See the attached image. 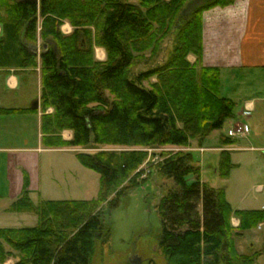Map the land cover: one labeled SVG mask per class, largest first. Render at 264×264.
Wrapping results in <instances>:
<instances>
[{"label":"trees","instance_id":"trees-1","mask_svg":"<svg viewBox=\"0 0 264 264\" xmlns=\"http://www.w3.org/2000/svg\"><path fill=\"white\" fill-rule=\"evenodd\" d=\"M234 1L0 0V23L13 24L22 64L39 65L44 147H123L75 153L99 175L97 196L90 200L34 203L24 173L21 193L7 209L34 213L38 223L0 227V264L13 256L14 264H94V256L101 262L110 238L104 214L144 180L138 170L148 156L143 148L200 147L234 116L236 101L220 95L219 68L201 64L202 12ZM64 21L72 26L67 34L60 30ZM170 36L173 49L162 63L133 70L134 62L145 52L157 53ZM37 38L44 44L39 61L30 49ZM95 47L104 48V61L96 59ZM151 76L156 82L145 86ZM26 111L36 109L0 107V114ZM64 130L72 132L69 140L63 139ZM219 141L235 140L222 135ZM162 156L155 172L175 183L158 205L165 264H256L264 251V209H233L224 189L200 181L191 152ZM219 159L218 173L225 178L235 164L226 150ZM259 226L262 248L240 252L236 239Z\"/></svg>","mask_w":264,"mask_h":264},{"label":"rangeland","instance_id":"rangeland-1","mask_svg":"<svg viewBox=\"0 0 264 264\" xmlns=\"http://www.w3.org/2000/svg\"><path fill=\"white\" fill-rule=\"evenodd\" d=\"M39 23L40 20H38V26ZM172 42L173 38L170 36L162 43V47L157 53L151 54L150 52H145V58H143L141 62H139V60L134 62L132 67L133 70L138 72L139 70H145L149 67L153 68L155 65L162 63L173 49ZM36 46L40 50L41 41L39 38H37ZM38 52L36 56H38ZM190 56L193 55L189 54L187 58ZM105 58L106 53L104 50V57L102 56L103 60L100 61H104ZM37 61H39V58ZM194 61L195 59L190 62L193 63ZM201 64L203 65L202 60ZM24 75L27 77V80H24L25 76L19 74L20 86L17 95L20 96L23 94L25 96L24 105H29L30 100L28 97L30 95H35L37 90V78L34 74ZM156 80L157 78L155 76H151L144 82V85L148 86L150 83L156 82ZM235 108L234 116L227 119L220 129H227L229 123L231 124L229 128L235 127L237 124H242V122L232 121L235 117V111L239 109V103L236 104ZM20 117L23 118L22 125L24 126L26 134L29 136L30 143H32L33 146L39 145V130L36 126L34 117L32 119H26V117L23 116ZM14 123L18 125V121ZM25 125H27V127H25ZM229 128L226 130L225 134H223L220 129L212 131L204 139L200 147L188 144L185 146L161 145L143 148L147 150L148 156L138 170H142V175L139 177V180H144L141 181L138 187L122 196L119 205L115 209L105 212L104 223L110 229V238L104 246L102 261H98L97 256H94V264H148L151 260L155 264H165L164 257L159 251L162 224L158 205L161 198L166 195L170 189L175 187V183L171 178L158 176L155 172V165L163 158L162 153L168 155L176 151L191 152L194 160L200 167V180L209 186L224 189L226 198L233 209H251L249 207L257 205L253 198L260 195V190L258 191L256 189L259 180L255 176L247 175V171L250 170L254 172V168L250 167L249 164H247V166L245 160L248 157L252 158L255 153L259 154V152L251 151L250 149L249 151L232 150L231 162L235 164V167L229 171L227 177L223 178L218 173L220 160L219 152L216 150H207V147L215 146L217 144V138H219L218 136L226 135ZM219 132H221L220 135H218ZM234 140V143L228 144L229 146L225 148L240 149L243 137H236ZM236 140L238 141L237 143ZM36 141H38V144ZM41 145L44 147L42 143ZM201 147L207 149L204 150ZM45 148L37 151L40 177L34 175V191L32 192L34 203L38 201L39 197L37 195L39 194L41 186L45 185L50 187V190L53 192L49 194L42 191L40 193L42 196L41 198L52 197L56 199L79 200L96 198L99 186V175L80 164L75 157V153L81 151L93 153L97 150H121L123 147L112 145L86 149L73 147L74 151L66 147ZM225 148L223 147L222 149L228 150ZM199 150L204 151L200 152ZM242 162H245L243 166ZM0 163L3 165L4 161L2 162V160H0ZM2 167L3 166L0 168V174ZM215 168L217 171H215ZM245 172L246 178L242 179V175ZM1 190L3 191V187H0V191ZM242 196H245L243 202ZM249 199H253L254 202L252 204H250V202L248 203ZM7 203L8 202L5 201H1L0 203V227L34 226L38 223L37 215L34 213L11 212L8 209L6 210L7 206L5 205H7ZM105 205L104 203L103 206ZM232 225L237 226V221H233ZM235 242L240 252L250 253L254 250H259L262 248L263 232L259 229L246 231L244 236L237 238ZM132 257H137V262L131 261ZM256 264H264V251L258 257Z\"/></svg>","mask_w":264,"mask_h":264},{"label":"crops","instance_id":"crops-1","mask_svg":"<svg viewBox=\"0 0 264 264\" xmlns=\"http://www.w3.org/2000/svg\"><path fill=\"white\" fill-rule=\"evenodd\" d=\"M60 30L62 33L67 34L72 31V26L64 21L60 26ZM202 45L203 65L219 68L220 94L236 101V104L239 103V109L235 111V117L232 121L242 122L246 125L248 134L243 136L240 149L225 148L229 145L221 144L219 138H217L215 146L207 147L208 149L201 148L216 150L220 154L221 151H224L222 149L224 147L228 149L226 151L229 152L230 157L232 150L249 151L250 149L259 152V154L255 153L252 158L248 157L245 160L246 165L249 164L250 167L254 168V172L249 170L247 175L255 176L259 180L256 189L260 190V195L253 198L257 205L249 208L264 209V0H235L228 6H216L205 10L202 14ZM36 48L38 47L30 45L32 52ZM40 49H44V44H41ZM94 55L98 60H103L104 49L95 47ZM188 58L190 61L195 59L193 56ZM23 59L24 57L19 51L18 42L14 35L13 24L0 23V107L30 108L34 110L31 105L34 100H38L36 111L0 114V160L4 161L3 165L0 163V168L3 166L0 174V187H3V191H0V203L1 201L8 202L5 205L7 206L6 210L21 193L24 173L28 175L29 196L34 202L32 199L34 175L40 177L37 151L45 148L40 143L42 134L40 131L41 77L39 66L23 65ZM19 74L23 76H25L24 74H34L37 78V90L35 95L28 97L31 102V104L29 102V105H24L25 96L23 94L17 95L20 86ZM24 80H27L26 76ZM52 110L50 107L47 112H52ZM20 116L26 117V119L34 117L39 130V145L33 146L30 143L29 136L22 125L23 118ZM15 121H18V125L14 123ZM230 126L229 123L227 129ZM227 129L222 128L220 130L225 134ZM61 135L64 140H69L72 132L64 130ZM36 143L38 144V141ZM66 148L74 151L73 147ZM244 163L242 162V166ZM215 171H217L216 168ZM245 178L246 172L242 175V179ZM188 181H193V177L189 176ZM50 189L46 185L41 186L37 195L39 197L37 202L41 200H60L52 197L41 198L40 193L44 191V193L51 194L53 191ZM244 197L242 196V202ZM253 199H249L248 203L252 204ZM233 221L238 223V219L235 217L232 218ZM257 229L261 230L260 226ZM137 259V257H132L131 261L137 262ZM16 260L15 257H9L2 264H14Z\"/></svg>","mask_w":264,"mask_h":264},{"label":"built area","instance_id":"built-area-1","mask_svg":"<svg viewBox=\"0 0 264 264\" xmlns=\"http://www.w3.org/2000/svg\"><path fill=\"white\" fill-rule=\"evenodd\" d=\"M248 134V129L244 124H237L235 127L229 128L227 135L229 137H243Z\"/></svg>","mask_w":264,"mask_h":264},{"label":"water","instance_id":"water-1","mask_svg":"<svg viewBox=\"0 0 264 264\" xmlns=\"http://www.w3.org/2000/svg\"><path fill=\"white\" fill-rule=\"evenodd\" d=\"M22 1H33L35 3L38 2V0H22ZM194 3H197V2L195 1ZM182 13H184V11ZM37 107H38V100L36 99V100H34L33 104L31 105V108L35 109Z\"/></svg>","mask_w":264,"mask_h":264}]
</instances>
